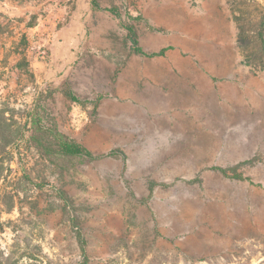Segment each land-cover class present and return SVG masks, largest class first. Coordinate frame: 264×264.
<instances>
[{"label": "rangeland", "instance_id": "rangeland-1", "mask_svg": "<svg viewBox=\"0 0 264 264\" xmlns=\"http://www.w3.org/2000/svg\"><path fill=\"white\" fill-rule=\"evenodd\" d=\"M98 1L0 0V264H79L72 216L88 264H264V67L235 17L252 34L264 0ZM37 111L92 156L57 153Z\"/></svg>", "mask_w": 264, "mask_h": 264}, {"label": "trees", "instance_id": "trees-1", "mask_svg": "<svg viewBox=\"0 0 264 264\" xmlns=\"http://www.w3.org/2000/svg\"><path fill=\"white\" fill-rule=\"evenodd\" d=\"M91 3L94 9L101 8L98 0H92ZM103 9L109 11L117 17H122L120 7L117 5H112L111 7H105ZM128 17L129 21H124L122 25L127 31L126 40L130 43V50L135 53L147 55V53L140 45L139 34L136 25L137 22L143 19V16L142 14H138L135 16L129 14ZM235 17L239 23L238 44L241 47L244 55L243 61L246 64L254 65L257 67H264V11L262 12V15L256 23L255 29L253 30L252 34L246 28V26L241 23V18L239 16ZM166 50L167 48H162L160 51L153 52L149 55H162L165 53ZM65 92L72 101L82 103L81 99L77 95H75L70 89H66ZM31 124L33 130H35L36 133L42 134L43 136L52 139V143L56 146L55 150L57 153L70 156H92V153L89 149H87L84 145H82L75 139H72L60 132L55 125H46L43 121V117L41 116L40 112L37 111L31 114ZM20 137H23V133L20 135ZM215 168L219 169L229 177L250 180V177L245 176L242 172L235 171L233 174H230L225 168ZM58 196L65 202L67 206H70L71 200L65 191L60 190L58 192ZM71 222L73 224V228L76 233V239L80 246L82 255V259L79 264H88L89 256L86 250L87 241L79 226V223L77 222L74 216L71 217Z\"/></svg>", "mask_w": 264, "mask_h": 264}, {"label": "crops", "instance_id": "crops-1", "mask_svg": "<svg viewBox=\"0 0 264 264\" xmlns=\"http://www.w3.org/2000/svg\"><path fill=\"white\" fill-rule=\"evenodd\" d=\"M223 230L225 233V235L223 237V238H225V241L223 242L222 246H218V245L217 246H213V245L208 246L207 251L205 252L206 258H208V256H210V255L215 254V252L213 251V248H217L218 252H220V250H221L222 251L221 254L225 257H228V256H232L233 252L237 249V247H239V246H237V244L233 243L234 236L236 234L238 235V233H239L238 229L231 226L229 228L228 227L224 228ZM226 233H228L227 237H226ZM234 233H236V234L234 235Z\"/></svg>", "mask_w": 264, "mask_h": 264}]
</instances>
